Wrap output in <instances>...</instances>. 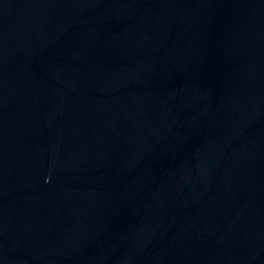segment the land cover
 Here are the masks:
<instances>
[{
	"label": "water",
	"instance_id": "1",
	"mask_svg": "<svg viewBox=\"0 0 264 264\" xmlns=\"http://www.w3.org/2000/svg\"><path fill=\"white\" fill-rule=\"evenodd\" d=\"M0 264H264V0H0Z\"/></svg>",
	"mask_w": 264,
	"mask_h": 264
}]
</instances>
